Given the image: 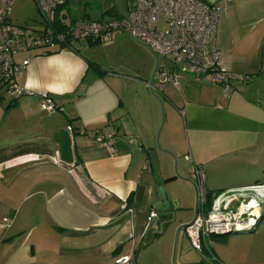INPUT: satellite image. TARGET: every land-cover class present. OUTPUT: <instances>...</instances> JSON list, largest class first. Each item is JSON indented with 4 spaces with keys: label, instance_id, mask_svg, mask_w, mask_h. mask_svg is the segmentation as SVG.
I'll return each mask as SVG.
<instances>
[{
    "label": "crops",
    "instance_id": "obj_1",
    "mask_svg": "<svg viewBox=\"0 0 264 264\" xmlns=\"http://www.w3.org/2000/svg\"><path fill=\"white\" fill-rule=\"evenodd\" d=\"M113 35L134 40L125 30ZM96 42L36 55L14 74L29 93L0 95V264H113L129 254L133 264H172L175 230L192 218L195 193L156 144L162 117L160 147L176 155L180 176H189L187 155L203 170L208 202L236 192L232 210L250 199L259 204L252 229L209 236L201 252L181 230L176 264H264V0L221 4L220 66L251 77L229 96L183 70L180 89L158 91L156 56L137 41L130 44L147 57L101 68L89 50ZM43 95L54 112L41 108ZM110 125L113 152L94 140V130L106 135ZM159 186L177 219L162 233L170 216L156 210Z\"/></svg>",
    "mask_w": 264,
    "mask_h": 264
},
{
    "label": "built area",
    "instance_id": "obj_2",
    "mask_svg": "<svg viewBox=\"0 0 264 264\" xmlns=\"http://www.w3.org/2000/svg\"><path fill=\"white\" fill-rule=\"evenodd\" d=\"M30 1L38 11L41 30L13 23L9 15L15 0H0V86L4 85V93L10 99L29 93L16 83L14 74L26 68L36 55H44L55 46L74 50L77 42L88 39L108 41L116 30L127 31L135 41L144 44L158 57V91L166 86L180 89L178 70L203 76L211 83L221 85L227 96L237 83L250 80L247 75L223 69L219 63L220 52L215 42L218 14L221 4L231 0H125L126 5L120 7L119 17L109 19L68 17L64 12L66 0ZM20 52L26 56L17 64L14 57ZM167 63L171 67L169 70L165 68ZM40 106L48 112L56 109L49 95L41 97ZM67 128L74 132L71 126ZM75 131L84 133L82 129ZM114 138L112 125L106 135L99 129L94 130L96 143L108 147L111 152L114 151ZM185 159L191 163L189 177L197 186L200 204L196 219L185 228L192 247L201 252L209 236L252 229L259 217L258 211H252L259 204L250 199L232 210L230 200L236 198L237 193L229 192L215 195L206 209L204 172L192 162L191 157L187 155ZM156 216V211L149 214L148 228ZM113 264H133V257L130 254L119 257Z\"/></svg>",
    "mask_w": 264,
    "mask_h": 264
},
{
    "label": "rangeland",
    "instance_id": "obj_3",
    "mask_svg": "<svg viewBox=\"0 0 264 264\" xmlns=\"http://www.w3.org/2000/svg\"><path fill=\"white\" fill-rule=\"evenodd\" d=\"M125 0H68V3L64 9L70 17L82 18L84 15H88L91 18L101 17V14L105 17H109L107 11L110 8H116L117 11H120V7H125ZM10 20L18 25L30 28L32 30H41L42 25L40 24L39 14L34 5L30 0H15L10 11ZM158 26H161L159 24ZM124 38V39H123ZM123 38H117L113 35L108 41L96 42L90 46L91 57L96 60L101 68H116V65L119 63L133 64L142 60L144 56H148L147 50L138 49L136 46H133L130 43L135 45L136 41L127 43L126 36ZM76 46V45H75ZM78 47V46H76ZM143 47V46H142ZM120 70V69H119ZM262 74H264V69H262ZM5 87L4 85L0 86V95L4 100H9V97L3 93ZM163 125V117L160 121L159 128ZM159 130V129H158ZM161 129L158 131V144H159V135ZM160 146V145H159ZM176 157V155L174 154ZM183 161L182 158H180ZM177 157H176V166H177ZM174 162V160H173ZM191 253H196V251L188 246ZM176 264V257L175 262Z\"/></svg>",
    "mask_w": 264,
    "mask_h": 264
},
{
    "label": "water",
    "instance_id": "obj_4",
    "mask_svg": "<svg viewBox=\"0 0 264 264\" xmlns=\"http://www.w3.org/2000/svg\"><path fill=\"white\" fill-rule=\"evenodd\" d=\"M208 2H213L215 0H206ZM142 44V43H140ZM143 46H145L144 44H142ZM146 47V46H145ZM147 48V47H146ZM148 49V48H147ZM149 50V49H148ZM150 51V50H149ZM151 52V51H150ZM152 53V52H151ZM154 54V53H153ZM155 55V54H154ZM156 56V55H155ZM157 65H158V57L156 56V65H155V68L153 70V74L156 72L157 70ZM151 93L152 95L158 100L159 104H160V98L159 96L155 93L154 89H151ZM161 128V126H160ZM159 128V130H160ZM156 144L157 146L159 147V149H161L162 151L166 152L167 154H169L174 162H173V169H174V173L175 175L179 178V179H182L186 182H188L191 187L193 188V191L195 193V204H194V209H193V215H192V218L190 219V221L186 222V223H181L179 224L177 227H176V230H175V235H174V244H173V251H172V258H171V262L172 264H174L175 262V255H176V245H177V238H178V234L181 230H184L186 227H188L189 225H191L193 223V221L196 219L197 217V214H198V209H199V205H198V189H197V186L196 184L192 181V179L188 176V177H182L178 174L177 172V169H176V157L174 156V154L169 151V150H166V149H163L159 146L158 144V134L156 135ZM158 190H159V193H160V202L159 204L156 206V210L162 214H166V215H169L170 216V219H168L165 223H162L161 224V230H160V233L163 232V226L164 224H170V223H174L177 219H176V211L175 210H169V201L166 197V194H165V191L163 189L162 186H159L158 187ZM260 216V215H259Z\"/></svg>",
    "mask_w": 264,
    "mask_h": 264
},
{
    "label": "trees",
    "instance_id": "obj_5",
    "mask_svg": "<svg viewBox=\"0 0 264 264\" xmlns=\"http://www.w3.org/2000/svg\"><path fill=\"white\" fill-rule=\"evenodd\" d=\"M67 3H68V0H66V5H67ZM66 5H65V7H66ZM107 13H108V15H109V18H116V17H119V15H120V11H117V9L116 8H110L109 9V11H107ZM110 13V14H109ZM65 14H67L66 12H65ZM67 16H69V14H67ZM100 18H105V16H103V14H101V17H98V18H90L88 15H84L81 19H100ZM99 42V41H98ZM77 43H79V42H77ZM76 43V44H77ZM75 44V45H76ZM76 47V46H75ZM61 47H59V46H55V47H52L51 49H49L48 51H47V53L46 54H52V53H55V52H57V51H59V50H61L60 49ZM75 49V48H74ZM89 64H91V65H93V63H91V62H89ZM244 75H246V74H244ZM247 76H249L250 77V75H247ZM251 78V77H250ZM3 93H4V91H3ZM16 99V98H15ZM208 197L206 196V205L209 207V203L210 202H208V199H207Z\"/></svg>",
    "mask_w": 264,
    "mask_h": 264
},
{
    "label": "bare ground",
    "instance_id": "obj_6",
    "mask_svg": "<svg viewBox=\"0 0 264 264\" xmlns=\"http://www.w3.org/2000/svg\"><path fill=\"white\" fill-rule=\"evenodd\" d=\"M257 211H255V213H256Z\"/></svg>",
    "mask_w": 264,
    "mask_h": 264
}]
</instances>
